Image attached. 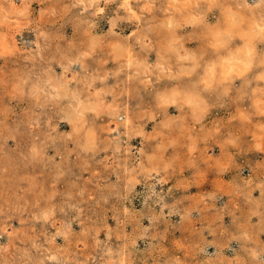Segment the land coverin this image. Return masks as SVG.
<instances>
[{"label":"rangeland","instance_id":"1","mask_svg":"<svg viewBox=\"0 0 264 264\" xmlns=\"http://www.w3.org/2000/svg\"><path fill=\"white\" fill-rule=\"evenodd\" d=\"M0 264H264V0H0Z\"/></svg>","mask_w":264,"mask_h":264}]
</instances>
